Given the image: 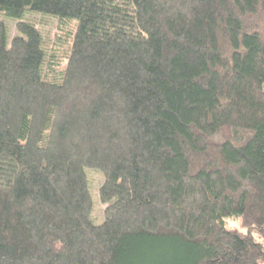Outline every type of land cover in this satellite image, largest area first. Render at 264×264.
Masks as SVG:
<instances>
[{
    "label": "trees",
    "instance_id": "obj_1",
    "mask_svg": "<svg viewBox=\"0 0 264 264\" xmlns=\"http://www.w3.org/2000/svg\"><path fill=\"white\" fill-rule=\"evenodd\" d=\"M0 264H264V0H0Z\"/></svg>",
    "mask_w": 264,
    "mask_h": 264
},
{
    "label": "rangeland",
    "instance_id": "obj_2",
    "mask_svg": "<svg viewBox=\"0 0 264 264\" xmlns=\"http://www.w3.org/2000/svg\"><path fill=\"white\" fill-rule=\"evenodd\" d=\"M29 16L38 24V26L42 28L45 38L47 39L46 44L49 50H52L56 46L55 49H59V51L62 50L63 54L69 52L71 41H74V34L72 33V28L74 27V24L76 26L77 20L75 18L64 21L63 24H61L62 28H60L58 25V21L56 20L57 18L55 19V17L53 16H47L41 13L40 15L31 13ZM6 22L8 25V29H10V34L12 36L15 35V21L11 18H6ZM64 40L67 41H65L64 43ZM87 172H89L90 183H92V194H94L96 205L95 210L93 211V216L95 218V221L97 223H100L104 220L103 214L105 205L100 202L98 193L99 187L104 179V175L101 171H98L95 168H89L87 169ZM230 223L231 226L240 227L242 221L241 219L238 221L231 220ZM242 229L244 228L242 227Z\"/></svg>",
    "mask_w": 264,
    "mask_h": 264
}]
</instances>
